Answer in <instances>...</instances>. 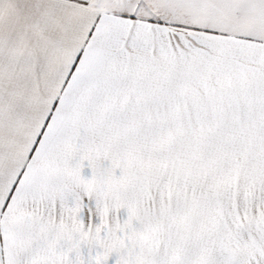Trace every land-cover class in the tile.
<instances>
[{
  "label": "snow or ice",
  "instance_id": "1",
  "mask_svg": "<svg viewBox=\"0 0 264 264\" xmlns=\"http://www.w3.org/2000/svg\"><path fill=\"white\" fill-rule=\"evenodd\" d=\"M0 264H264V0H0Z\"/></svg>",
  "mask_w": 264,
  "mask_h": 264
}]
</instances>
